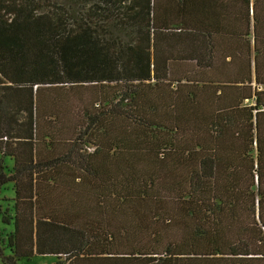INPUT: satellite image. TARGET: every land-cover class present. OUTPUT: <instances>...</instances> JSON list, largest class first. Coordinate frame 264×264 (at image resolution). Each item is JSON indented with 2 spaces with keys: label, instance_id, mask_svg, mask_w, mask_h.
<instances>
[{
  "label": "trees",
  "instance_id": "trees-1",
  "mask_svg": "<svg viewBox=\"0 0 264 264\" xmlns=\"http://www.w3.org/2000/svg\"><path fill=\"white\" fill-rule=\"evenodd\" d=\"M76 1L0 0V260L264 264V0Z\"/></svg>",
  "mask_w": 264,
  "mask_h": 264
},
{
  "label": "rangeland",
  "instance_id": "rangeland-1",
  "mask_svg": "<svg viewBox=\"0 0 264 264\" xmlns=\"http://www.w3.org/2000/svg\"><path fill=\"white\" fill-rule=\"evenodd\" d=\"M40 1V7L41 10L46 11L50 9L53 3L56 5H59L61 7H64L67 11H69L72 15L78 17L79 13L82 11H85L88 7L89 2H83V1H76V0H39ZM114 23L112 22L111 25L108 27H112ZM113 30L118 31V28H114ZM121 33H127V31L123 28H121ZM3 162V165L7 167L8 171L11 170L13 167V161L9 157H3L0 155V162ZM13 198H14V189H13V183L8 182L6 185H4V188L2 189L1 196H0V214L7 212L8 217L11 215H14L13 212ZM7 209V210H6ZM12 218V217H11ZM11 223L6 224L2 221L1 215H0V243L4 246V253L10 254L9 245L7 243V237L14 231L13 221H10ZM60 262H64V256L62 257H56L53 255H34L30 259H20L17 261L18 264H62ZM0 264H4L0 260Z\"/></svg>",
  "mask_w": 264,
  "mask_h": 264
}]
</instances>
